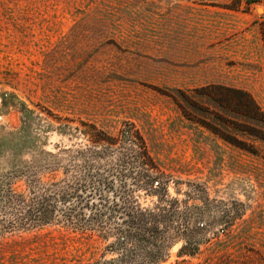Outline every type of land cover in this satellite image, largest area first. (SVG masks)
Instances as JSON below:
<instances>
[{
  "label": "rangeland",
  "instance_id": "rangeland-1",
  "mask_svg": "<svg viewBox=\"0 0 264 264\" xmlns=\"http://www.w3.org/2000/svg\"><path fill=\"white\" fill-rule=\"evenodd\" d=\"M211 83L264 109V0H0V172L48 164L82 140L81 120L113 133L134 122L163 170L206 187L216 217H236L197 253L181 240L156 264H264V141L221 128L257 152L243 149L171 96L247 121L194 90ZM113 240L56 223L1 229L0 264H124Z\"/></svg>",
  "mask_w": 264,
  "mask_h": 264
},
{
  "label": "trees",
  "instance_id": "trees-1",
  "mask_svg": "<svg viewBox=\"0 0 264 264\" xmlns=\"http://www.w3.org/2000/svg\"><path fill=\"white\" fill-rule=\"evenodd\" d=\"M194 90L247 121L231 119L180 90L183 99L171 96L185 116L257 152L254 144L221 129L232 128L264 141V109L251 92L219 83ZM186 104L208 116L193 114ZM80 122L77 129L82 140L60 146L48 164L28 165L23 174L0 172V230L61 224L74 231L97 233L103 239L114 237L109 249L118 252L124 264H156L178 241H184L182 252L195 254L210 240L214 226L221 224L223 232L231 228L236 217H216L215 200L206 187L197 181L174 179L163 170L134 122L125 121L115 133L92 121ZM23 175L27 188L18 191L13 179ZM171 186L184 197L172 195ZM142 198L150 200L149 204Z\"/></svg>",
  "mask_w": 264,
  "mask_h": 264
}]
</instances>
